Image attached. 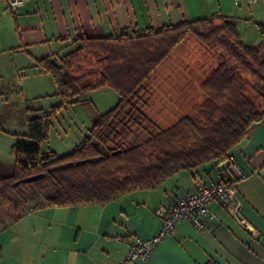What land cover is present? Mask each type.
I'll use <instances>...</instances> for the list:
<instances>
[{
  "label": "trees",
  "instance_id": "1",
  "mask_svg": "<svg viewBox=\"0 0 264 264\" xmlns=\"http://www.w3.org/2000/svg\"><path fill=\"white\" fill-rule=\"evenodd\" d=\"M258 27L261 41L247 44L237 25L216 13L159 30L84 36L74 40V49L39 59V66L53 76L60 100L50 113L29 116L25 136L30 143L17 140L12 145L13 172H0V210L18 208L29 199H44L40 204L46 208L105 205L126 194L156 189L181 171L196 177L207 163L229 161L250 127L264 120V24ZM190 35L226 51L203 82V118L185 115L144 142L126 144L136 133L157 128L143 94L158 67ZM241 72L257 80L260 101L247 92ZM106 86L117 92L119 102L95 119L89 134L66 154L44 150L53 115L81 101L82 93ZM39 109L28 107L29 112ZM0 130L6 131L1 125ZM35 175L42 176L25 181Z\"/></svg>",
  "mask_w": 264,
  "mask_h": 264
},
{
  "label": "crops",
  "instance_id": "2",
  "mask_svg": "<svg viewBox=\"0 0 264 264\" xmlns=\"http://www.w3.org/2000/svg\"><path fill=\"white\" fill-rule=\"evenodd\" d=\"M8 1L0 0V54H7L15 68L33 67L35 73H47L39 59L74 49L78 45L74 40L84 36L104 37L147 27L159 30L164 25L222 13L237 25L242 39L253 45L261 41L258 24H264V0H24L17 9L10 8ZM171 62L159 66L158 75ZM164 78L171 79L172 72L168 70ZM182 88L178 86V91ZM5 134L0 130V172L8 175L13 172L11 148L17 140L14 142L11 133L10 139ZM232 157L250 173L239 186L247 228L213 200L209 207L215 218L206 231L182 221L148 260L132 264H264V120L250 127ZM231 162L201 167L196 177L181 171L156 189L134 193L139 199L120 205L115 203L118 198L105 205L77 206L73 209L72 241L44 243L41 238L39 243H0V264H122L129 245L116 237L150 239L163 225V218L156 213L159 207H171L200 184L233 177Z\"/></svg>",
  "mask_w": 264,
  "mask_h": 264
},
{
  "label": "rangeland",
  "instance_id": "3",
  "mask_svg": "<svg viewBox=\"0 0 264 264\" xmlns=\"http://www.w3.org/2000/svg\"><path fill=\"white\" fill-rule=\"evenodd\" d=\"M244 36L247 39V33H244ZM225 53L226 51L218 44L204 43L196 35H190L181 43L167 59L172 61L168 64L170 67L166 66L159 75L157 69L149 79L146 92L143 94L147 103L146 112L157 128L150 127L147 131L136 133L126 144L144 142L157 130L173 126L185 115H192L197 119L203 118L202 108L206 98L203 82L223 60ZM12 58L13 56L11 60ZM174 64L177 65L175 70L172 68ZM168 70L172 72V78L165 80ZM0 74L2 75L0 78V124L6 130L4 137L10 139L9 133H11L14 142L20 140L30 143L31 140L25 136L29 128L28 118L37 113L44 115L45 112L52 111L53 106L60 100L56 95L58 86L51 74L35 73L33 67L15 68L10 64L7 54H0ZM155 74L158 78L154 80ZM241 76L246 82L247 92L260 101L257 80L243 72ZM178 86H183L185 89L178 91ZM186 86H188L187 90ZM153 89H156V92H153ZM182 95H184L183 102L180 99ZM79 99L81 101L61 108L53 115L49 139L43 143L44 150H53L59 154L70 152L89 134L95 119L119 102V95L114 89L106 86L82 93ZM28 107L40 109L29 112ZM3 146L4 143H2ZM213 165L210 162L204 167L211 168ZM175 177L179 178V176ZM134 193L137 192L130 193L125 198L119 197L120 200L115 203L120 205L125 201L139 199V196ZM43 201L44 199H29L23 201L18 208L1 209L0 243H39L41 238L44 243L72 241L75 236V232L71 233L73 232L71 227L75 225L73 209L77 206L46 208L41 207L40 203Z\"/></svg>",
  "mask_w": 264,
  "mask_h": 264
},
{
  "label": "built area",
  "instance_id": "4",
  "mask_svg": "<svg viewBox=\"0 0 264 264\" xmlns=\"http://www.w3.org/2000/svg\"><path fill=\"white\" fill-rule=\"evenodd\" d=\"M258 1V0H255ZM24 0H9L10 8L17 9L23 5ZM234 176L221 179L210 185L200 184L196 191L179 199L171 207L161 206L156 213L163 218L160 231L150 239L118 237L129 245V251L122 264H132L134 261L148 260L154 248L169 235L177 231L178 225L185 220L192 222L198 231H206L209 221L215 218L209 203L213 200L223 205L229 214L241 225L247 228V221L243 216V201L240 196V184L250 177L242 165L231 157Z\"/></svg>",
  "mask_w": 264,
  "mask_h": 264
},
{
  "label": "bare ground",
  "instance_id": "5",
  "mask_svg": "<svg viewBox=\"0 0 264 264\" xmlns=\"http://www.w3.org/2000/svg\"><path fill=\"white\" fill-rule=\"evenodd\" d=\"M112 3H113V2H112ZM19 7H20V6H19ZM100 22H101V21H100ZM102 22H103V21H102ZM104 24H105V23H103V25H104ZM99 26H100V25H99ZM114 27H115V26H114ZM100 28H101V27H100ZM117 29H118V28H117ZM117 29H116V30H117ZM100 30H101V29H100ZM113 32H114V31H113ZM70 34H71V33H70ZM77 35H79V34H77ZM71 36H73V35H71ZM79 36H80V35H79ZM65 38H66V37H65ZM71 38H72V37H71ZM73 38H74V36H73ZM112 43H113V42H112ZM114 43H115V42H114ZM114 43H113V44H114ZM115 46L117 47V44H116ZM115 46H114V48H115ZM118 47H119V46H118ZM117 50H118V52H119V49L116 48V52H117ZM117 55H119V54L117 53ZM120 56L123 57V55H121V54H120ZM121 57H120V60H121ZM122 59H124V58H122ZM125 60H126V59H125ZM187 87H188V86H186V90H187ZM184 89H185V88H184ZM185 95H186V94H185ZM183 96H184V95L181 96L182 98H180V96H179V98L182 99V102L184 101V100H183V98H184ZM186 97L189 98V96H186ZM186 100H187V99H185V101H186ZM116 104H117V103H116ZM188 118L191 119L190 116H188ZM186 119H187V117H186ZM182 120H183V119H182ZM192 120H193V119H192ZM192 120H191V121H192ZM180 121H181V120H180ZM188 121H189V119H188ZM189 123H190V122H189ZM193 123H194V122H193ZM171 129H172V128H171ZM172 131H173V130H172ZM94 158H95V157H94ZM89 159H90V158H89Z\"/></svg>",
  "mask_w": 264,
  "mask_h": 264
},
{
  "label": "water",
  "instance_id": "6",
  "mask_svg": "<svg viewBox=\"0 0 264 264\" xmlns=\"http://www.w3.org/2000/svg\"><path fill=\"white\" fill-rule=\"evenodd\" d=\"M91 160V159H90ZM85 161H79V163H84ZM42 175H35V176H31L29 178H26L25 181H33L36 179H39Z\"/></svg>",
  "mask_w": 264,
  "mask_h": 264
}]
</instances>
